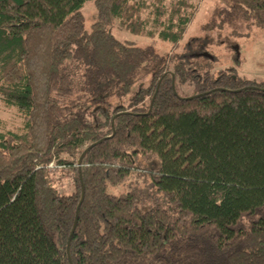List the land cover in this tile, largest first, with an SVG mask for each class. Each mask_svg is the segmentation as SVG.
<instances>
[{
    "label": "trees",
    "instance_id": "trees-1",
    "mask_svg": "<svg viewBox=\"0 0 264 264\" xmlns=\"http://www.w3.org/2000/svg\"><path fill=\"white\" fill-rule=\"evenodd\" d=\"M215 1L203 31L264 28V0ZM191 8L0 0V100L25 123L0 132V264H264V81L170 68L153 44L112 32L177 45ZM178 85L202 96L186 100ZM101 140L81 163L69 260L77 161ZM50 165L72 173V193L57 190Z\"/></svg>",
    "mask_w": 264,
    "mask_h": 264
},
{
    "label": "rangeland",
    "instance_id": "rangeland-1",
    "mask_svg": "<svg viewBox=\"0 0 264 264\" xmlns=\"http://www.w3.org/2000/svg\"><path fill=\"white\" fill-rule=\"evenodd\" d=\"M180 0H164L169 8ZM192 5L189 10L192 18L187 25L182 40L177 45L162 42L145 36H135L117 27H113V35L122 42L134 46L145 47L154 45L158 54L165 57L170 68L176 62H183L185 67L199 73L218 74L219 71H230L242 79L260 83L264 81V28L253 23L239 22L235 26L223 25L212 31H203L213 16L217 1L215 0H186ZM85 27L90 30L95 20V7L87 2L82 10ZM206 54V56H203ZM147 80L142 84L147 85ZM178 94L191 96L193 86L178 85ZM137 87H135V90ZM127 100L122 104H127ZM24 116L13 107H6L0 100V132L22 133L24 130ZM78 167V166H77ZM52 179L61 194L67 195L74 190L73 175L67 169H55L53 165ZM81 169V168H80ZM135 185V179L125 185L109 187V192L120 196L128 191V187Z\"/></svg>",
    "mask_w": 264,
    "mask_h": 264
},
{
    "label": "water",
    "instance_id": "water-1",
    "mask_svg": "<svg viewBox=\"0 0 264 264\" xmlns=\"http://www.w3.org/2000/svg\"><path fill=\"white\" fill-rule=\"evenodd\" d=\"M203 56H206V54H203ZM174 82H175V78L174 76L172 75V89L173 91L175 92L174 90ZM160 83H161V80L158 82V85H157V88H156V91L152 97V100H151V105H150V108L152 107V104H153V101L158 93V90H159V86H160ZM239 92V91H238ZM199 96H202V95H195V96H191V97H187L185 98L186 100H191V99H194V98H198ZM126 114V113H124ZM103 140L97 142V143H94L92 145H90L89 147H87V149H85L83 151V153L81 154V156L79 157L78 161H77V166H78V171H79V180H80V183H81V196H80V201L77 205V209H76V213H75V218H74V223H73V227H72V230H71V233H70V236L68 238V243H67V255H68V259L70 260V257H69V244H70V239H71V236L76 228V225H77V221H78V213H79V208L81 206V203L83 202V198H84V187H83V184H82V178H81V174H80V171H81V163H82V160L84 158V156L87 154V152L93 148L94 146L100 144Z\"/></svg>",
    "mask_w": 264,
    "mask_h": 264
}]
</instances>
